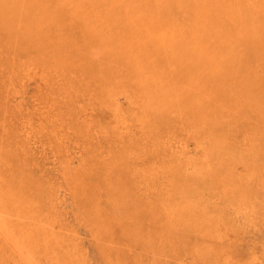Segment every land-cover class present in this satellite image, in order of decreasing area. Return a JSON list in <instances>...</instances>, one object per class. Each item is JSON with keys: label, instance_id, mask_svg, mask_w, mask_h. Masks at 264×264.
<instances>
[{"label": "bare ground", "instance_id": "bare-ground-1", "mask_svg": "<svg viewBox=\"0 0 264 264\" xmlns=\"http://www.w3.org/2000/svg\"><path fill=\"white\" fill-rule=\"evenodd\" d=\"M83 239L264 264V0H0V264Z\"/></svg>", "mask_w": 264, "mask_h": 264}, {"label": "rangeland", "instance_id": "rangeland-1", "mask_svg": "<svg viewBox=\"0 0 264 264\" xmlns=\"http://www.w3.org/2000/svg\"><path fill=\"white\" fill-rule=\"evenodd\" d=\"M68 207H69V209H68ZM67 207V210L68 211H70V215H72V213H73V211H74V208H75V206L71 203V205H69ZM74 214V213H73ZM85 237V236H84ZM83 244H85L84 246L87 248V250H88V253H89V258H90V260H91V262H93L92 264H100V263H98L97 262V260H96V253L94 252L95 251V248L92 246V244L91 243H89V242H87L88 240H86V239H83ZM90 245V246H89ZM92 258H94V261L92 260ZM96 260V261H95ZM95 262V263H94Z\"/></svg>", "mask_w": 264, "mask_h": 264}]
</instances>
